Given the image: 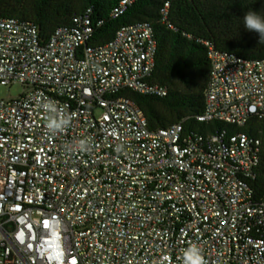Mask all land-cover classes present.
<instances>
[{
	"label": "built area",
	"instance_id": "2783aa9c",
	"mask_svg": "<svg viewBox=\"0 0 264 264\" xmlns=\"http://www.w3.org/2000/svg\"><path fill=\"white\" fill-rule=\"evenodd\" d=\"M136 1L121 0L111 18ZM101 25L87 9L43 40L32 23L0 18V86L26 90L0 100V264H182L192 243L207 264H264V203L253 186L262 143L243 131L264 118V59L205 43L210 74L196 121L221 127L191 132L183 120L152 131L126 92L168 94L153 81V28L123 26L93 48ZM37 98L72 116L63 132H48ZM82 139L89 151H68Z\"/></svg>",
	"mask_w": 264,
	"mask_h": 264
},
{
	"label": "trees",
	"instance_id": "16d2710c",
	"mask_svg": "<svg viewBox=\"0 0 264 264\" xmlns=\"http://www.w3.org/2000/svg\"><path fill=\"white\" fill-rule=\"evenodd\" d=\"M121 0H0V18H17L38 28L43 40L55 29L70 26L75 15L93 10L95 29L89 46L110 42L116 31L137 22H149L157 41L153 81L168 89L164 98L127 95L138 104L150 130L167 128L184 120L193 132L211 133L217 123H199L196 117L205 108L204 91L210 74L208 47L250 60L264 59V41L244 27V15L255 11L264 17V0H137L118 19L110 14ZM169 3L168 23L160 14ZM223 127V126H222ZM232 132L234 128L227 127ZM261 140V163L253 186L256 199L264 203V118L252 119L243 128Z\"/></svg>",
	"mask_w": 264,
	"mask_h": 264
},
{
	"label": "clouds",
	"instance_id": "9594fccd",
	"mask_svg": "<svg viewBox=\"0 0 264 264\" xmlns=\"http://www.w3.org/2000/svg\"><path fill=\"white\" fill-rule=\"evenodd\" d=\"M244 27L250 32L259 34L260 40L264 41V17L255 11H248L244 17ZM37 107L43 110V119L46 121V128L51 135L63 132L71 122L72 116L58 107L57 102L50 99L37 98ZM90 140L82 139L68 147L70 152H87L90 149ZM119 147L117 151H119ZM182 264H207L202 248L192 243L182 252ZM170 258L163 257L158 264H169Z\"/></svg>",
	"mask_w": 264,
	"mask_h": 264
},
{
	"label": "rangeland",
	"instance_id": "374dc122",
	"mask_svg": "<svg viewBox=\"0 0 264 264\" xmlns=\"http://www.w3.org/2000/svg\"><path fill=\"white\" fill-rule=\"evenodd\" d=\"M25 91V88H23L20 84H14L8 87L0 86V100L16 99Z\"/></svg>",
	"mask_w": 264,
	"mask_h": 264
},
{
	"label": "snow or ice",
	"instance_id": "6c2138e0",
	"mask_svg": "<svg viewBox=\"0 0 264 264\" xmlns=\"http://www.w3.org/2000/svg\"><path fill=\"white\" fill-rule=\"evenodd\" d=\"M44 223H45V226H47V221H45Z\"/></svg>",
	"mask_w": 264,
	"mask_h": 264
}]
</instances>
